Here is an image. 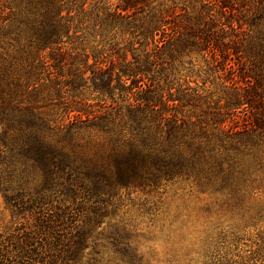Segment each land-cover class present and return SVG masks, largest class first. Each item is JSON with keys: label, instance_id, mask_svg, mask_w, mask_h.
<instances>
[{"label": "rangeland", "instance_id": "rangeland-1", "mask_svg": "<svg viewBox=\"0 0 264 264\" xmlns=\"http://www.w3.org/2000/svg\"><path fill=\"white\" fill-rule=\"evenodd\" d=\"M226 1L148 0L142 14L122 22L105 21L107 10L114 9L118 0H61L63 15L69 12V34L62 40L65 67L59 70L45 67L42 58L48 51L36 45L28 31L33 21L28 0H0L4 19L0 24V97L13 106L39 107L37 112L48 121L45 137L78 163L99 168L112 148L110 137L101 132L99 118L93 117L112 120L116 132L129 136L128 106L136 104L137 89H130L131 80L120 81L118 76L125 66L139 64L148 72L136 86L152 84L173 100L174 111L164 113L176 116L178 124L202 144L206 172H210L214 156L222 160L236 155L237 166L247 172L248 181L235 194L219 188V182H208L211 176L206 183L191 177L157 187L112 188L97 203L102 216L96 218L98 224L82 264L93 259L97 264H119L106 239L110 227L119 223L132 227L131 241L143 256L141 264H264V127L242 133L243 125L252 120L251 110L232 86L235 77L242 87V67L252 70V75L264 76V0ZM160 13L167 24L158 25L153 32L150 17ZM127 22H132V28L118 26ZM163 29L171 34L170 39ZM234 40H243L238 43L240 59L232 54ZM213 41L220 43L219 49ZM222 49L229 56H222ZM230 66L235 70L233 76L227 70ZM104 71L112 83L109 91L101 92L98 75ZM49 72L61 77L55 80ZM69 82H75L76 88L67 92ZM66 105L80 112L67 115ZM77 115L87 122L78 125L71 136L54 129L73 123ZM151 118L155 121L154 115ZM3 132L0 236L10 237L21 233V228L31 229L37 209L27 200L35 198L41 179L18 154L16 125L0 121V134ZM185 142L179 134V150L192 155L195 147L188 148ZM226 160L222 163L228 171L231 157ZM18 192L25 195L19 199L23 204L19 208L7 205L5 197H15ZM64 199L53 195L42 212L56 215L69 206L77 224L92 217V203L78 209V202L72 205Z\"/></svg>", "mask_w": 264, "mask_h": 264}, {"label": "trees", "instance_id": "trees-1", "mask_svg": "<svg viewBox=\"0 0 264 264\" xmlns=\"http://www.w3.org/2000/svg\"><path fill=\"white\" fill-rule=\"evenodd\" d=\"M61 0H28V13L33 18L28 31L32 33L34 43L41 47L43 51H48L42 58L47 69L58 67L59 70L65 67L66 51L62 45L64 37L68 36L67 17L60 9ZM227 3L226 0H223ZM148 6V0H118L114 9H108L105 21H128L134 16L142 14ZM155 25H151V30L155 32L160 24H167L163 13L150 17ZM4 19L0 16V24ZM132 22L126 25H118L121 28L130 29ZM114 27L117 25H108ZM167 26V25H162ZM163 34L169 39L171 34L163 29ZM175 34V31H172ZM238 38V37H236ZM199 40V38H198ZM234 40L232 43V54L240 59V49L238 43L243 40ZM215 42L219 49L218 41ZM213 44V43H211ZM156 54L159 51L158 45L154 47ZM222 56H229L226 49L220 50ZM53 65L49 64V62ZM161 66V64L151 66ZM242 87L238 86L240 81H235L232 77V86L236 95L243 104H248L251 110L252 120L243 125L242 133L255 132L264 127V76L253 73L252 70L240 68ZM229 73H235L232 67L227 68ZM232 71V72H231ZM147 69L144 65L132 64L125 66L118 76L122 81L131 80L130 89H137L134 104L128 106L127 126L129 136H124L121 132H116L114 122L103 117L99 118L101 132L110 137L112 148L105 164L96 167H88L64 151L57 143L49 141L44 130L48 121L37 112L39 107L34 104L25 106H13L7 98L0 97V121L4 123H14L18 128L19 142L17 143L18 154L24 158V163H30V167L40 175L39 190L35 198H28L34 209V223L31 229L10 237L0 236V264H82L81 258L88 247V240L97 227L96 218L100 215L98 202L103 201V195L116 187H157L162 183H172L178 179L188 180L194 177L198 182L218 183V187L227 189L230 193L239 192V187L244 185L248 179L247 172L239 169L237 165V155L226 156L223 161L231 157L230 169L223 168L221 156H214L213 162L206 172L202 164V154L200 153L202 144L193 140L191 133L183 129L180 120L172 115L164 113L174 111L173 100L168 95L158 92L159 87L152 84L144 85L140 81L146 79ZM55 80L61 75L55 76L49 72ZM99 90L106 92L111 89L112 78L106 71L99 73ZM139 76V80H137ZM68 91L76 88L75 82L66 84ZM3 94V91H0ZM1 96V95H0ZM171 103V104H170ZM170 104V105H169ZM67 115L72 112L79 113L80 110L66 105ZM163 111V112H162ZM15 112V113H14ZM154 115V119L151 118ZM87 119L81 120L77 115L73 123L68 126L59 124L54 129L63 135L71 136L72 131L78 125H86ZM184 124V123H183ZM181 134L186 140L188 148L195 147L192 155H186L179 150L177 144L178 135ZM5 133L0 134V143L3 142ZM4 145V144H3ZM5 150V145L0 146V153ZM60 194L65 197L63 201L77 204L81 209L85 203L91 204L92 217L85 218L84 223L77 224L76 216L69 206L64 207V211L56 215H45L42 212L43 206L52 201V196ZM23 192H18L15 197H5L7 205L19 208ZM37 205V206H36ZM76 205V204H75ZM93 205H97L94 207ZM132 227L126 224H115L110 227L106 239L109 249L118 258L119 264H141L143 256L139 255L138 249L133 245ZM94 254H98L93 251ZM98 260H88L86 264H97Z\"/></svg>", "mask_w": 264, "mask_h": 264}]
</instances>
